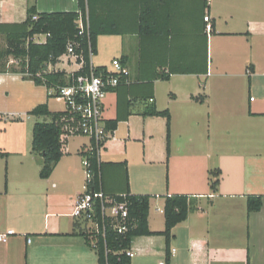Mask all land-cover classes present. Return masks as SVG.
Masks as SVG:
<instances>
[{
	"label": "crops",
	"instance_id": "0c3cea01",
	"mask_svg": "<svg viewBox=\"0 0 264 264\" xmlns=\"http://www.w3.org/2000/svg\"><path fill=\"white\" fill-rule=\"evenodd\" d=\"M31 7L79 12V0H0V25L25 22ZM147 9L150 24L165 30L169 22L171 33L103 35L94 51L93 60L106 51L115 55L111 62L127 57L129 71L104 100L106 127L118 121L100 154L105 187L151 196L152 232L165 229L166 196L197 197L199 207L172 230L169 259L163 236L139 237L131 264H264V0H122L117 22L136 30ZM13 29L0 28V49ZM18 65L9 57V71L0 72V233L15 232L0 242V264H99L83 236L90 223L72 216L92 142L68 138L51 176L40 177L43 159L32 151L36 117L29 113L45 103L62 113L65 103L53 109L47 87L10 72ZM58 66L47 68L63 71ZM153 107L169 111V144L166 118L145 115ZM250 195L263 196V206L248 214Z\"/></svg>",
	"mask_w": 264,
	"mask_h": 264
},
{
	"label": "trees",
	"instance_id": "16d2710c",
	"mask_svg": "<svg viewBox=\"0 0 264 264\" xmlns=\"http://www.w3.org/2000/svg\"><path fill=\"white\" fill-rule=\"evenodd\" d=\"M122 0H79V12L65 13H37L35 7L28 9V18L21 24H4L0 28H14V32H4L6 34L7 45L0 49V72H7L8 59L13 57L19 61L18 68H11L10 72L19 73L24 79H31L36 85H43L49 90L48 99L57 98L59 95L53 90L70 85L80 75L90 72V59L88 56L89 43L95 50L97 40L103 35H125L126 33H138L146 36L168 35V23L165 22V30L159 22L152 21L150 10L139 16L136 30L124 29L117 21L120 20ZM163 2V0H162ZM108 13V15H107ZM80 15L88 19V27L83 35H80L78 20ZM36 16V19L34 17ZM170 15H166L168 19ZM135 21V20H134ZM167 21V20H166ZM159 25V26H158ZM213 31V26H212ZM1 33V32H0ZM38 34L48 35L44 44H36L32 41ZM77 43V52H83L85 66L82 70L67 74L65 71H48L49 64H57L58 59L66 52L68 44ZM121 61L127 64V57L123 56ZM105 67L97 68V72L105 70ZM163 80H168L165 73L160 75ZM124 79L122 80V82ZM30 116L41 119L35 122L32 135V151L42 157L43 162L40 168V177L48 179L62 159L63 143L61 142L62 113L52 112L48 103L37 106L30 113ZM150 116H160L167 120V142L170 141L171 117L169 111L158 112L153 107L145 113ZM118 121L109 122L108 130L113 134ZM90 164L92 178L88 183V192H102L105 197L113 199L115 202L127 203L128 219L126 230L119 233L118 230L108 228L106 237H98L96 252L99 264H131V258L127 256V251L132 248L136 238L163 236L166 240V255L170 257V244L173 237L172 230L179 224L187 220L190 213L198 210V198L189 195H172L165 197L163 208L165 218V229L162 232H152L149 229V212L151 196L132 195L127 187L123 193L116 194L110 192L104 183V168L106 164L98 157L97 148L94 145L90 151L84 154ZM124 167L125 177L128 179L126 163L119 164ZM128 184V181H127ZM128 186V185H127ZM100 201L96 200L94 205L96 221L102 225L104 218L101 213ZM263 206V196L250 195L246 198L248 214L258 212ZM111 219L105 222L110 223ZM110 227V225H108ZM93 234L84 233L83 236L90 244V237Z\"/></svg>",
	"mask_w": 264,
	"mask_h": 264
},
{
	"label": "built area",
	"instance_id": "2783aa9c",
	"mask_svg": "<svg viewBox=\"0 0 264 264\" xmlns=\"http://www.w3.org/2000/svg\"><path fill=\"white\" fill-rule=\"evenodd\" d=\"M36 19V16L34 17ZM208 23L207 30L212 32L210 17L205 18ZM79 34L83 35L88 27L86 20L80 15L78 20ZM79 44L70 42L66 52L58 59L56 65H74L77 71L82 70L85 66V57L83 52H77ZM91 43H89L88 56L90 59V72L80 75L70 85L59 88L56 92L65 103V110L60 117L61 123V142L64 144L66 140L73 136H82L88 138L92 144L89 151L97 148L98 157L105 148V145L111 135V131L107 129L103 119L104 100L111 90L117 88L122 80L127 81L129 76L128 68L120 59H114L111 62V68H106L101 72H97V68L93 66L92 60L95 54ZM61 70V69H60ZM65 71V69H63ZM74 72H67L71 74ZM83 166L85 168L86 181L84 191L75 198L72 208V216L76 219H84L90 223L88 233L93 234L90 237V245L96 250L98 237L105 238L108 228L118 230L122 233L126 230V221L128 219L127 203L115 202L113 199L107 198L102 192H88V183L92 175L90 172V164L87 157L83 158ZM100 201L101 213L104 218V223L100 225L96 221L94 205L95 201ZM106 219H111L110 223L105 222ZM110 225V227L108 226ZM86 233V232H85ZM15 232L10 230L6 233H0V242H7L11 235ZM127 256L131 259L135 256L132 248L127 251ZM164 264V263H162Z\"/></svg>",
	"mask_w": 264,
	"mask_h": 264
},
{
	"label": "rangeland",
	"instance_id": "374dc122",
	"mask_svg": "<svg viewBox=\"0 0 264 264\" xmlns=\"http://www.w3.org/2000/svg\"><path fill=\"white\" fill-rule=\"evenodd\" d=\"M114 56L115 55H113L110 51L109 52L106 51L105 53H101L100 52L99 55H96V57H94L93 61H94L95 64L106 65V66H108V68H111V63L110 62H111V60L113 59ZM58 68L65 69L66 72H73V71H75L76 66H74V65H71V66L60 65V66H58ZM164 86L165 87L168 86L167 83H164ZM165 87L160 88V92H161L160 95L162 97H164V98L166 97V94H167V89H166L167 87L166 88ZM52 100H54L53 101V107H52L53 109L58 110V109L63 107L64 101H63L62 98L57 97V98H52ZM38 120H41V119L33 118V121H38ZM83 168H84V166H83ZM83 170L85 172V168Z\"/></svg>",
	"mask_w": 264,
	"mask_h": 264
}]
</instances>
